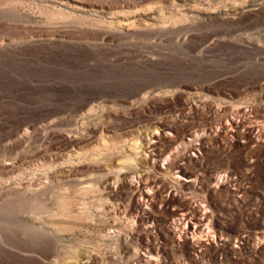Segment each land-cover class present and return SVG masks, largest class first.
Listing matches in <instances>:
<instances>
[{"label": "rangeland", "instance_id": "1", "mask_svg": "<svg viewBox=\"0 0 264 264\" xmlns=\"http://www.w3.org/2000/svg\"><path fill=\"white\" fill-rule=\"evenodd\" d=\"M0 264H264V0H0Z\"/></svg>", "mask_w": 264, "mask_h": 264}, {"label": "bare ground", "instance_id": "2", "mask_svg": "<svg viewBox=\"0 0 264 264\" xmlns=\"http://www.w3.org/2000/svg\"><path fill=\"white\" fill-rule=\"evenodd\" d=\"M174 222L181 226L187 233L193 234L207 232L206 223L204 220L193 221V218L186 212H182L179 217L174 218ZM198 243L204 245V241L199 239Z\"/></svg>", "mask_w": 264, "mask_h": 264}]
</instances>
